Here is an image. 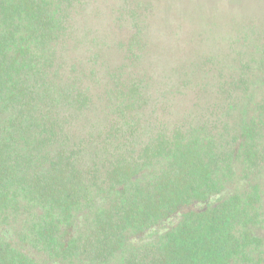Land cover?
Segmentation results:
<instances>
[{"label": "trees", "instance_id": "16d2710c", "mask_svg": "<svg viewBox=\"0 0 264 264\" xmlns=\"http://www.w3.org/2000/svg\"><path fill=\"white\" fill-rule=\"evenodd\" d=\"M74 1L0 0V264H264L257 186L230 182L238 155L264 169L252 127L231 152L179 127L141 130L138 142L130 80L113 89L110 126L74 131L91 97L55 69ZM20 211L35 221L17 243L10 217Z\"/></svg>", "mask_w": 264, "mask_h": 264}, {"label": "rangeland", "instance_id": "374dc122", "mask_svg": "<svg viewBox=\"0 0 264 264\" xmlns=\"http://www.w3.org/2000/svg\"><path fill=\"white\" fill-rule=\"evenodd\" d=\"M57 68L63 77L77 78L91 97L89 107L74 115L78 134L110 126L118 102L113 89L135 80L140 100L129 124L138 142L141 130L145 138L179 127L231 152L239 131L252 127L253 142L264 148V0H77L56 45ZM233 166L230 182L239 181L240 192L257 186L254 228L263 256L264 169L248 167L242 155ZM92 211L80 219L79 231L88 230ZM33 215L10 217L14 242L30 235Z\"/></svg>", "mask_w": 264, "mask_h": 264}]
</instances>
